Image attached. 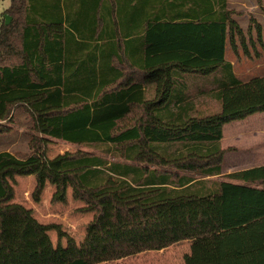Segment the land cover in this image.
I'll return each instance as SVG.
<instances>
[{
	"label": "trees",
	"instance_id": "16d2710c",
	"mask_svg": "<svg viewBox=\"0 0 264 264\" xmlns=\"http://www.w3.org/2000/svg\"><path fill=\"white\" fill-rule=\"evenodd\" d=\"M237 14L227 0H9L0 135L16 109L32 133L28 155L0 150V264H98L207 238L206 264H264V165H221L224 125L264 112V75L242 79L226 56L260 57L264 25ZM206 97L219 108L201 111ZM53 140L93 151L48 158ZM31 175L34 202L50 183L51 203L71 189L93 213L80 243L13 201Z\"/></svg>",
	"mask_w": 264,
	"mask_h": 264
},
{
	"label": "rangeland",
	"instance_id": "374dc122",
	"mask_svg": "<svg viewBox=\"0 0 264 264\" xmlns=\"http://www.w3.org/2000/svg\"><path fill=\"white\" fill-rule=\"evenodd\" d=\"M241 1L244 2V5L236 6L235 4L233 9L239 12V14L235 17L244 30L249 25L250 16L256 17V20L259 22L264 21V13L260 9L257 0ZM8 5L9 0H0V23H2L4 19V10L8 7ZM260 50L262 53L260 57H256L254 51L252 57H246L242 51L238 54L235 53L230 46L228 47L226 55L233 63L234 71L237 76L242 79H247L252 76L264 75V49ZM207 77L212 78V76ZM199 103L200 105H198V107H200L201 111L204 112L214 111L219 108V104L217 105V102L207 97L200 100ZM31 124L32 121L26 111L23 109H16L13 131L9 134L0 135V150H7L8 148L17 155H28L30 152L28 139L32 133L30 128ZM234 126L245 132V135L240 138V141L244 140L241 145L247 147V149L242 148L240 150V153L243 152V156L248 155L249 153L260 156L264 153V113H255L253 117L251 116L249 119L237 121L231 125H226L225 131ZM256 129L262 130L260 132H256ZM227 135H230V131H227ZM245 136L249 138H244ZM79 149L93 151L90 147L71 144L62 140H53L45 148L46 156L48 158H53L66 151L73 152ZM237 155V153L233 152L227 153L224 157L223 164H231L233 161L232 158ZM239 158L243 157L240 156ZM218 178L220 177L215 179L218 180ZM35 185L36 179L34 176H17L16 184L14 186L15 195L13 201L21 203L28 208H32L34 216L42 223H60L63 229L70 235L74 236L80 243L85 234L84 229L86 227V219H88L87 215H89L78 212V209L83 206V202L74 200L71 195V189H69L67 196L69 200L65 205L63 203H51L50 200L54 188L50 183H47L41 196V201L36 203L32 198V192ZM49 234L54 244H56V232L51 231ZM64 242L65 239H63V243ZM216 249V241L213 238L183 240L164 249L142 251L122 259L101 262L98 264H206L207 262H213L216 259ZM188 260L190 261L189 263Z\"/></svg>",
	"mask_w": 264,
	"mask_h": 264
},
{
	"label": "crops",
	"instance_id": "0c3cea01",
	"mask_svg": "<svg viewBox=\"0 0 264 264\" xmlns=\"http://www.w3.org/2000/svg\"><path fill=\"white\" fill-rule=\"evenodd\" d=\"M227 4H228V8L230 9H233L235 4L236 6H240V5H244V2L241 1V0H227ZM257 6V5H256ZM255 6V7H256ZM254 7V6H253ZM257 8V7H256ZM255 8V9H256ZM240 10V9H238ZM256 18V17H255ZM237 19V18H236ZM257 19V18H256ZM238 21V20H237ZM258 21V20H257ZM239 22V21H238ZM261 24L264 25V21L263 22H260ZM240 24V23H239ZM248 28V27H247ZM246 28V29H247ZM245 29V30H246ZM228 49V48H227ZM226 54H227V50H226ZM227 56V55H226ZM264 113V112H262ZM258 114V113H257ZM254 114L248 116L247 118L245 119H249L251 116L253 117ZM263 118V117H262ZM243 119V120H245ZM243 120H238V121H243ZM237 121H233V122H230V123H227L224 125V129H223V138L221 140V147L224 149V150H227V152L225 153L224 157L226 156L227 153L229 152H233V153H237L238 155L234 158H232V163L231 164H223V161H224V157H223V160H222V174H229V173H232V172H235V171H239V170H244V169H249V168H252V167H256V166H261V165H264V153L260 156H256V155H253L251 153H249L248 155H245L243 156L242 153H240V150L243 148V149H247L246 146H242L241 143L244 141H240V138L242 136L245 135V132L242 130V129H239L238 127H231L230 129L226 130L225 131V126L226 125H231V124H234L236 123ZM262 130V129H261ZM260 129H256V132H260L261 131ZM227 131H230V135H227ZM244 138H249L247 136H245ZM259 141V140H257ZM254 142V140H253ZM228 143V144H227ZM252 144V143H251ZM250 144V145H251ZM248 146V145H247ZM261 146V144H260ZM263 149H264V143H263ZM8 151H12L10 149L7 148ZM246 152V151H245ZM240 153V154H239ZM243 157V158H239L240 156ZM218 176H214L213 178H217ZM222 178H218V180H221ZM69 200V198H68ZM82 207V206H81ZM84 214H89L87 215V218L86 219V225L87 223L92 219L93 217V213L91 212H88V213H84ZM89 220V221H88ZM85 230V229H84ZM65 244V242L63 243Z\"/></svg>",
	"mask_w": 264,
	"mask_h": 264
},
{
	"label": "water",
	"instance_id": "95a60500",
	"mask_svg": "<svg viewBox=\"0 0 264 264\" xmlns=\"http://www.w3.org/2000/svg\"><path fill=\"white\" fill-rule=\"evenodd\" d=\"M7 19H8V17H7Z\"/></svg>",
	"mask_w": 264,
	"mask_h": 264
}]
</instances>
